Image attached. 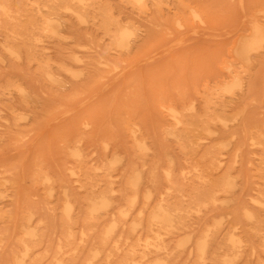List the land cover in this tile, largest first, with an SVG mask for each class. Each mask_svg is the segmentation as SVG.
Returning <instances> with one entry per match:
<instances>
[{
	"label": "rangeland",
	"instance_id": "obj_1",
	"mask_svg": "<svg viewBox=\"0 0 264 264\" xmlns=\"http://www.w3.org/2000/svg\"><path fill=\"white\" fill-rule=\"evenodd\" d=\"M0 264H264V0H0Z\"/></svg>",
	"mask_w": 264,
	"mask_h": 264
},
{
	"label": "bare ground",
	"instance_id": "obj_2",
	"mask_svg": "<svg viewBox=\"0 0 264 264\" xmlns=\"http://www.w3.org/2000/svg\"><path fill=\"white\" fill-rule=\"evenodd\" d=\"M257 30V29H256ZM215 91H212L211 94H214ZM166 110H167V115L170 117L172 120V123L175 127H178L179 124H184L186 125V128L189 130V132L193 131L192 124L195 122V117H191L192 110L189 109L188 114H180L179 111L172 105H166ZM185 118V122H183L182 118ZM205 122V119H203L200 123L199 126H202V123ZM105 199L101 200V204L104 203ZM153 220H158V221H166V213L164 211H160L156 215L153 216ZM151 244V243H149Z\"/></svg>",
	"mask_w": 264,
	"mask_h": 264
}]
</instances>
